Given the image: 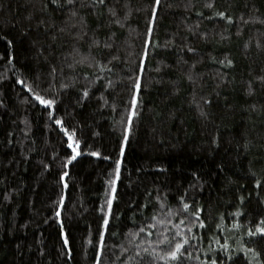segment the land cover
I'll list each match as a JSON object with an SVG mask.
<instances>
[{
  "label": "trees",
  "instance_id": "trees-1",
  "mask_svg": "<svg viewBox=\"0 0 264 264\" xmlns=\"http://www.w3.org/2000/svg\"><path fill=\"white\" fill-rule=\"evenodd\" d=\"M261 221L264 0H0V264H264Z\"/></svg>",
  "mask_w": 264,
  "mask_h": 264
},
{
  "label": "snow or ice",
  "instance_id": "snow-or-ice-1",
  "mask_svg": "<svg viewBox=\"0 0 264 264\" xmlns=\"http://www.w3.org/2000/svg\"><path fill=\"white\" fill-rule=\"evenodd\" d=\"M53 3L56 2V0H52ZM97 3L99 4H103L104 3V0H96ZM67 3L71 4L73 3V0H67ZM156 3L159 4V0H156ZM111 11V10H110ZM73 16L76 15L75 12L72 13ZM112 15L115 16V12H112ZM220 16H224V13H219ZM117 23H119V21L117 20L116 21ZM149 33H151V29H149ZM191 51V49H190ZM146 55V53H145ZM229 63H231L229 61ZM141 71H142V68H141ZM140 89V78L137 77V79L133 82V91L134 92H138ZM29 91H32V89H29ZM85 95H87V93L85 92ZM34 97H35V100L41 104V105H44L46 107H51L53 106L56 101L54 99H47L45 98L44 96L40 95L39 93H34ZM136 106V96L134 95L132 97V107L135 108ZM49 117L50 118H53L52 117V113H49ZM55 123L57 125H61L62 124V121L60 119H55ZM65 135L68 136V140H69V143H68V148L72 150V153L73 155L70 157L71 160H74L76 158V156H78L80 153L77 152L76 148L79 146V141L78 140H73V136H74V132L69 135L68 131L65 130ZM125 140H127V136H125L124 138ZM123 146H121V155H123ZM93 155H97V153H93ZM120 165H121V162L120 160L118 159L116 161V174H117V177L119 176V170H120ZM64 175H67V173H65ZM111 184L113 186V192L115 191V181H111ZM61 203H62V198H61ZM111 203H112V200L109 199L108 200V207L109 209H111ZM183 208L185 210H187L189 208V205L187 203L183 204ZM56 215L59 216L60 213L57 211L56 212ZM193 215H196L195 213ZM153 219H155V217H153ZM161 223H163V221H160ZM109 223V220H108V217L105 216L104 217V220H103V225L104 226H107ZM181 223H183V221H181ZM261 224H264V221H261ZM201 226H203L202 222H201ZM152 227H155V225H152ZM190 230V229H189ZM140 231H143V229H141ZM257 233H260V234H264V227L260 226V225H257L256 227V232L253 233V232H249L250 235H256ZM103 232H101L100 236H101V243L103 241ZM133 235H136L135 233ZM177 235H182L180 232H177ZM65 244L68 243L67 239H65L64 241ZM160 243H170L168 241V238L167 237H164L163 240L160 241ZM188 243V238L185 237L182 241H179V242H176L174 244V247L171 248V250L167 251L166 253H164L163 255L160 256V259H171L173 261L179 259V256L181 255V249L183 248L184 244H187ZM144 251H147V249H144ZM155 251V250H153ZM212 264H216V261L213 260L212 261Z\"/></svg>",
  "mask_w": 264,
  "mask_h": 264
}]
</instances>
